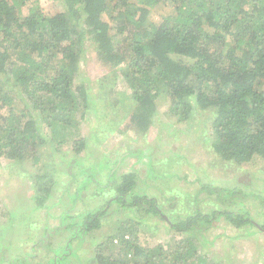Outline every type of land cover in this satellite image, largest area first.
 Wrapping results in <instances>:
<instances>
[{
    "label": "trees",
    "instance_id": "1",
    "mask_svg": "<svg viewBox=\"0 0 264 264\" xmlns=\"http://www.w3.org/2000/svg\"><path fill=\"white\" fill-rule=\"evenodd\" d=\"M53 2L63 9L46 12L39 0H0V159L38 163L39 149L50 139L70 143L75 153L91 154L90 142L77 133L97 109L81 68L92 47L131 88L136 102L131 120L139 130L148 129L158 100L179 121L199 108L213 113L211 145L223 160L240 166L264 159V0ZM153 12L161 15L160 22L152 20ZM110 74L101 86L114 79ZM108 179L115 183L113 173ZM113 185L118 208L111 211L103 204L78 215L64 212L58 225L45 224L36 243L47 252L30 264H223L208 248L215 238L207 232L215 223L225 221L237 231L246 230V236L264 231L263 207L244 202L200 208V193L219 199L241 196L234 188L204 183L193 199L197 211L173 219L156 197L135 191L136 174L125 173ZM52 190L38 185L37 208L48 207ZM116 211L126 217L114 221L93 255L84 258L76 247ZM20 216L13 212L11 218ZM152 217L169 220L181 237L168 244H144L140 232L146 222L156 224ZM14 225L10 221L9 228ZM52 234L59 236L56 243ZM6 237L0 234V264H29L39 245L29 258L16 260L10 250L13 240Z\"/></svg>",
    "mask_w": 264,
    "mask_h": 264
},
{
    "label": "rangeland",
    "instance_id": "2",
    "mask_svg": "<svg viewBox=\"0 0 264 264\" xmlns=\"http://www.w3.org/2000/svg\"><path fill=\"white\" fill-rule=\"evenodd\" d=\"M39 2L46 12L63 9L53 0ZM151 16L156 23L160 22L161 15L153 12ZM81 68L83 76L90 82L97 109L89 113L91 120L79 129L77 138L84 136L90 142L91 154L88 155L86 150L75 153L70 143L63 145L50 139L39 149L41 160L38 163L0 159V234L5 237L9 234L8 240H13L10 250L16 260L29 258L36 245H39L37 254L31 261L28 259L29 264L46 254L43 244L36 242L44 235L45 224L49 227L58 225L64 212L78 215L103 204L111 211L118 208L114 202L117 190L113 184L121 181L125 173L136 174L135 191L156 197L164 206L165 215L169 214L173 219L174 216L185 217L196 209L193 199L204 183L234 188L241 196L219 199L217 194L210 198L206 192L200 193L203 211L213 207L232 208L244 202L260 210L264 208V159L240 166L223 160L211 145V111L196 108L190 119L179 121L175 115H168L167 104L158 100L148 129L139 130L131 120L136 102L123 75H114L93 47L88 50ZM108 73L115 80L101 86V79ZM17 106L19 112L22 104L18 102ZM2 112L6 113L8 109ZM74 158H80L79 163H72ZM112 173L115 183L108 179ZM39 184L53 189L51 197L45 201L47 208H37L35 195ZM39 192L44 193L41 189ZM13 212L22 213L21 219L11 218ZM116 213L118 211L104 221L102 228L86 235L80 248L76 247L84 258L93 255L96 245L112 229L114 221L126 217L116 216ZM151 220L156 224L146 222L143 226L146 230L140 232L144 244H168L181 237L169 220L163 222L158 217ZM10 221L16 227L9 228ZM244 231H237L221 221L207 232L209 238H215L208 248L219 263L264 264V231L254 236H246ZM223 232L226 235L219 236ZM51 237L54 243L59 240L58 234ZM5 242L8 244L9 241Z\"/></svg>",
    "mask_w": 264,
    "mask_h": 264
}]
</instances>
